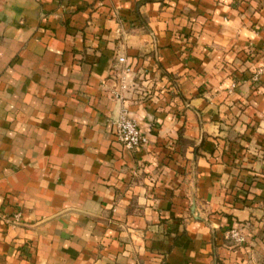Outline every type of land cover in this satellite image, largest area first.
<instances>
[{"label": "crops", "instance_id": "0c3cea01", "mask_svg": "<svg viewBox=\"0 0 264 264\" xmlns=\"http://www.w3.org/2000/svg\"><path fill=\"white\" fill-rule=\"evenodd\" d=\"M0 264H264V0H0Z\"/></svg>", "mask_w": 264, "mask_h": 264}, {"label": "built area", "instance_id": "2783aa9c", "mask_svg": "<svg viewBox=\"0 0 264 264\" xmlns=\"http://www.w3.org/2000/svg\"><path fill=\"white\" fill-rule=\"evenodd\" d=\"M122 68L117 72L116 84L112 91L114 96L122 101V107L119 114L111 120L113 134L118 142L123 144L129 149H137L146 145L149 141L148 136L141 130L137 120L131 114L129 108L125 104L126 94L130 88L134 85L136 70L128 64L126 56H120L118 58ZM262 69H260L254 79H258ZM21 212H17L14 215V219L18 221L20 219ZM226 236L229 239L234 240L237 243L245 241V237L239 231L238 228H231L226 231Z\"/></svg>", "mask_w": 264, "mask_h": 264}, {"label": "rangeland", "instance_id": "374dc122", "mask_svg": "<svg viewBox=\"0 0 264 264\" xmlns=\"http://www.w3.org/2000/svg\"><path fill=\"white\" fill-rule=\"evenodd\" d=\"M235 85H236V83L235 84H233V87H235ZM226 234V233H225ZM229 239V238H228ZM230 240H232V239H230ZM237 243V242H236Z\"/></svg>", "mask_w": 264, "mask_h": 264}]
</instances>
